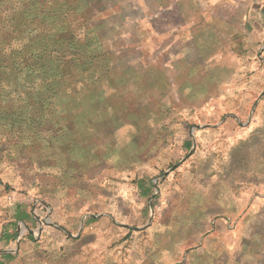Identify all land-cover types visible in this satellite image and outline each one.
<instances>
[{"label":"rangeland","instance_id":"1","mask_svg":"<svg viewBox=\"0 0 264 264\" xmlns=\"http://www.w3.org/2000/svg\"><path fill=\"white\" fill-rule=\"evenodd\" d=\"M64 1L0 0V260L264 264V0H67L89 47L36 74Z\"/></svg>","mask_w":264,"mask_h":264},{"label":"trees","instance_id":"2","mask_svg":"<svg viewBox=\"0 0 264 264\" xmlns=\"http://www.w3.org/2000/svg\"><path fill=\"white\" fill-rule=\"evenodd\" d=\"M74 1V0H73ZM51 7H55V18L56 22H53L51 25L52 37L45 38V31H49V26L45 25L43 28L44 20H41V17L47 13V11L43 13L40 17L36 15L33 17V20L37 22L38 28L37 33L32 35L30 39H35L41 37L37 43L40 45H36L34 47L35 51L31 52V55L28 53V59H31L28 65L31 69L36 71V74L44 73V70L47 69L51 64L50 68H53V72H73L71 68L75 66L76 62L79 61V58H75V55L80 51H84L85 47H89L87 40L86 30V15L85 11L77 10L72 6V1L65 0L58 7L54 5H50ZM21 15H16L14 22L10 24V26L16 29L17 32H20L21 29ZM20 16V17H19ZM11 20V21H12ZM75 74V73H74ZM45 82L47 81V77L43 78ZM1 182V181H0ZM15 234L11 236L9 239L14 238Z\"/></svg>","mask_w":264,"mask_h":264},{"label":"crops","instance_id":"3","mask_svg":"<svg viewBox=\"0 0 264 264\" xmlns=\"http://www.w3.org/2000/svg\"><path fill=\"white\" fill-rule=\"evenodd\" d=\"M13 218L17 222L16 225L18 224V222H21V221H30L29 214L26 212V210H23V208L20 204H16ZM16 232H17V227H16V229L12 228V229H10V231H8V235L6 237L10 238L14 234H17ZM72 244H80V248H83V245L85 243L73 241ZM3 256H4V258H7V259L11 258V255L9 253H4ZM0 264H4L2 260H0Z\"/></svg>","mask_w":264,"mask_h":264}]
</instances>
